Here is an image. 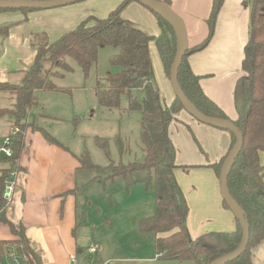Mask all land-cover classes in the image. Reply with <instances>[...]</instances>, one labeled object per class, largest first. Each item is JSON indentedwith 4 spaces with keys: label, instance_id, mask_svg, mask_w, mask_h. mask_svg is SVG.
Segmentation results:
<instances>
[{
    "label": "crops",
    "instance_id": "0c3cea01",
    "mask_svg": "<svg viewBox=\"0 0 264 264\" xmlns=\"http://www.w3.org/2000/svg\"><path fill=\"white\" fill-rule=\"evenodd\" d=\"M121 1L82 0L51 9L0 12V28H6L5 34L0 31V84L17 86L23 81L36 57L32 44L35 35L44 33L51 43L65 32L75 29L90 15L106 17ZM160 1L168 2L183 19L187 49L206 38L212 0ZM246 1L224 0L208 45L187 56L190 69L200 76L199 85L203 93L230 120L237 117L233 90L237 78L243 74L241 61L248 40L251 6L250 0L249 6ZM144 8L132 0L121 16L127 22L129 11H138L147 21L144 23L147 29L141 30L156 36L160 32L156 18L148 8ZM151 43V82L159 90L162 103L169 106L175 95L158 52L151 48ZM154 47L156 49L155 43ZM113 50L112 54L115 55L118 49L114 47ZM68 58L67 63L70 62ZM70 63L78 67L73 59ZM96 63L91 68L98 66ZM74 69L61 71V76L51 78L59 90L34 91L36 104L31 107L26 119L29 125L23 131L24 144L16 171L15 188L11 198L5 200V221H0L7 225L11 233L9 237L0 238V245H18L30 254L35 264H68L69 254L82 253L83 249L75 238L78 208L85 210L87 205L110 198L107 182L100 185L96 181L99 170L108 169L109 162L101 156L95 139L101 137L109 141L114 162L119 159L114 144L117 136L127 141L130 150L141 153L140 138L137 141L141 114L124 111L119 115L117 110L110 111L100 106L95 114H88L91 108L96 107L97 99L95 97L94 100L93 91L96 85L94 81L98 78L87 85L82 69L81 73L77 69L72 73ZM117 71L118 68L114 72ZM154 73L157 74L156 82ZM15 101V94L0 89L1 109H12ZM12 125V116L1 117L0 135L7 134ZM46 133L57 143L50 142ZM168 134L176 150L174 176L189 209L186 224L190 236L195 238L209 231H234L236 219L233 213L224 208L219 177L209 166L228 152L231 143L229 131L201 123L181 109L170 122ZM84 152H87L95 167L82 165ZM259 157L261 164H264V152H260ZM8 167L6 162L0 160V174L2 169ZM102 175L106 180L110 178L108 171ZM251 262L264 264V240L251 249Z\"/></svg>",
    "mask_w": 264,
    "mask_h": 264
},
{
    "label": "trees",
    "instance_id": "16d2710c",
    "mask_svg": "<svg viewBox=\"0 0 264 264\" xmlns=\"http://www.w3.org/2000/svg\"><path fill=\"white\" fill-rule=\"evenodd\" d=\"M131 1L122 0L106 17L88 16L75 29L65 32L51 43L44 33L35 35L32 44L36 49V57L23 81L17 86L0 84V89L9 90L16 96L12 109L0 108V118L12 116L13 124L20 129L14 139L12 157L0 159L9 165L0 174V221H5V199L2 196L4 183L9 172L18 171L19 168L18 162L24 144L23 131L29 125L26 119L31 107L36 104L34 91L59 90L48 78L50 72L44 64L52 63L62 71H70L71 67L65 59L70 57L87 77L90 68L97 61L99 49L112 46L118 52L111 58L110 64L116 66L118 71H107L97 79L95 97L99 106L141 114V156L139 160L135 157L125 163L121 157L116 164L109 159V177L122 176L128 190L134 183L131 175L136 171L145 173L143 183L147 190L154 193L155 209L151 216L139 218L136 222L141 232L156 235L154 246L160 258L210 264L237 249L242 229L236 220V229L232 232L209 231L195 238L188 232L186 223L189 209L174 176V169L177 167L176 150L168 134L170 122L183 107L176 97L169 106L162 103L159 90L151 82L152 62L149 53V44L154 42L169 77L176 52V35L172 25L150 9L160 29L158 35L148 34L128 24L121 13ZM223 1L212 0L207 18L208 34L200 44L186 50L178 68L177 79L186 97L200 112L230 120L203 93L199 85L200 76L192 72L187 61L191 52L202 50L208 45ZM250 6L248 40L243 48L241 61L243 74L237 78L233 90L237 117L231 120L242 132L243 144L227 176L228 192L248 221L249 239L245 251L225 264H252L251 249L264 240V164H261L259 157L260 152H264V0H250ZM14 10L27 12L35 9H0V12ZM0 31L5 34L6 28H0ZM61 75L62 73L55 74L56 77ZM136 90L143 91L141 99L134 95ZM123 96L126 97V103L122 107ZM229 133L231 143L228 152L236 140L235 135L230 131ZM45 135L50 142L57 143L53 137L47 133ZM95 142L109 158L108 140L97 137ZM114 142L119 154L130 153L127 143L120 136ZM228 152L217 163L209 164L218 177ZM81 161L85 167L96 166L90 162L87 152H84ZM223 206L229 209L224 201Z\"/></svg>",
    "mask_w": 264,
    "mask_h": 264
},
{
    "label": "rangeland",
    "instance_id": "374dc122",
    "mask_svg": "<svg viewBox=\"0 0 264 264\" xmlns=\"http://www.w3.org/2000/svg\"><path fill=\"white\" fill-rule=\"evenodd\" d=\"M248 3V0L246 1ZM245 2V3H246ZM244 3V4H245ZM141 5V4H140ZM249 6V3H248ZM144 7V6H143ZM146 9V8H144ZM153 16L154 14L150 12ZM129 18H127V22L129 24L134 25L137 28L146 30V26L144 23L145 16H141L138 11L128 13ZM134 18V20H132ZM155 18V16H154ZM137 19V20H135ZM125 20V19H124ZM133 22V23H132ZM151 48L157 51L154 47V42L151 43ZM114 47L106 46L98 51L97 65L90 69L89 74L85 77L83 71V76L88 81L87 85H91V83L102 76L107 71L114 72L117 68L116 66H112L110 64L111 58L114 56L112 52H114ZM102 50V51H100ZM100 52V53H99ZM157 56V53L155 54ZM66 59V58H65ZM71 62V58H68ZM70 64L71 70L72 67L79 70L81 73V69L79 66ZM46 69L49 70L50 75L49 79L52 77H56V73H60L62 70L57 68L52 63L44 64ZM49 65H51L49 67ZM156 67V65H155ZM160 67L162 65L160 64ZM72 73H74L76 70ZM70 70V71H71ZM155 71H157L155 69ZM153 79V74H152ZM154 81H157V74L154 73ZM96 80L94 81V83ZM94 92V91H93ZM134 95L141 99L143 97V91H134ZM126 99L125 96L121 98V105L123 107V102ZM95 100V96H94ZM96 107L90 109V113L95 114V110L97 111L99 105L97 100H95ZM98 105V106H97ZM102 107V106H100ZM105 108V107H103ZM107 109V108H106ZM109 110V109H108ZM118 111L119 115L123 114V110L120 111L117 108L111 109L110 111ZM195 119V118H194ZM126 143L127 141L124 140ZM140 134L138 136L139 141ZM136 141V142H137ZM109 143V141H108ZM139 143V142H138ZM110 144V143H109ZM108 144V145H109ZM115 144V142H114ZM137 144V143H136ZM98 147V146H97ZM141 149V146L139 144ZM99 148V147H98ZM100 149V148H99ZM117 149V148H116ZM129 149V148H128ZM109 158L106 154L100 149L101 156L106 158L108 162L109 159L114 161L111 154V148L109 146ZM129 152H125L124 154H119L117 149L118 158L122 162H126L130 156L133 158L138 155L135 159L139 160L141 153L139 154L136 151L130 150ZM129 155V156H128ZM114 162L115 164L119 162ZM133 160V159H131ZM100 169V168H99ZM99 176L96 178L97 183L100 185L106 184L109 186V195L108 199H100L99 202L93 203L91 206L87 205L84 210L83 207L78 208L75 224H77L75 228V238L78 242V246L83 249L82 253L77 254V260L81 264H195L192 261H177L172 259H163L158 256L154 246V240L156 235L154 233L141 232L137 226V219L149 217L154 213L155 209V201H154V193L152 190H147L143 183L145 174L143 171H136L131 175L134 183L131 187L126 190L125 188V179L122 176H115L113 178L105 179V176L102 175L106 171L110 172L109 169L102 168L99 170ZM102 171V172H101ZM221 195V194H220ZM80 195L78 198L80 199ZM102 200V201H101ZM223 198L221 196V202ZM231 213L232 211L228 209ZM7 212V209L5 213ZM74 224V226H75ZM74 226L71 229H74ZM11 233L6 224L0 222V238L9 237ZM7 244L10 242L6 241ZM13 245L10 251L15 254H21L23 249L16 244ZM9 245V246H10ZM91 245L97 247V253L93 256L88 254L87 248Z\"/></svg>",
    "mask_w": 264,
    "mask_h": 264
},
{
    "label": "water",
    "instance_id": "95a60500",
    "mask_svg": "<svg viewBox=\"0 0 264 264\" xmlns=\"http://www.w3.org/2000/svg\"><path fill=\"white\" fill-rule=\"evenodd\" d=\"M82 0H0V9H51L57 8ZM138 3L151 11L163 16L173 27L176 35V52L169 70V80L175 97L181 103L183 109L195 118L197 121L216 128L224 129L235 135V144L228 152L227 157L221 167L219 174V189L223 201L232 211L235 219L239 222L242 229V238L239 246L234 251L223 255L210 264H225L243 253L247 247L249 239V224L243 211L230 196L227 188V176L234 163V160L240 152L243 144V134L239 128L231 121L216 117L207 116L200 112L186 97L182 91L178 79V68L182 58L187 50V34L183 19L171 8V6L160 0H137Z\"/></svg>",
    "mask_w": 264,
    "mask_h": 264
},
{
    "label": "built area",
    "instance_id": "2783aa9c",
    "mask_svg": "<svg viewBox=\"0 0 264 264\" xmlns=\"http://www.w3.org/2000/svg\"><path fill=\"white\" fill-rule=\"evenodd\" d=\"M20 132L16 125H12L7 134L0 135V159H9L13 155L14 139ZM16 171H10L7 176L4 189L3 198L9 200L15 188ZM13 245H0V264H35L33 258L26 251L23 250L21 254H15L10 251ZM88 254L93 256L97 253V247L91 245L87 248ZM68 264H81L77 260V254L72 253L68 255Z\"/></svg>",
    "mask_w": 264,
    "mask_h": 264
}]
</instances>
